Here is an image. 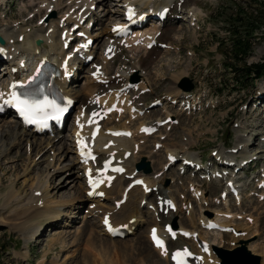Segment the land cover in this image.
<instances>
[{"label":"rangeland","instance_id":"rangeland-1","mask_svg":"<svg viewBox=\"0 0 264 264\" xmlns=\"http://www.w3.org/2000/svg\"><path fill=\"white\" fill-rule=\"evenodd\" d=\"M38 1L1 0L0 26L5 25L2 27V31H4L7 27L13 26L16 22H21L22 20L24 26L27 27L25 30L26 33H28V28L40 25L38 19L45 14V11H42L41 9L38 10ZM171 1L173 0H169V2ZM189 1L190 3L188 6H196L201 9L198 15L199 19L196 25L191 26L189 25V19H184L186 15L185 12H183L181 14L182 17L173 22L174 24L170 23L163 26L160 39L171 43V49H166L169 51L165 52V49L157 50L150 52L148 55L143 53L142 50L129 51V53L125 55H119L117 61L113 64L114 69L116 65L120 64L125 56H127L131 59L132 63L130 65H134V63L139 61L141 68L144 70L148 69L147 71L149 73V82L151 83L152 91L143 95L141 99H144V101L148 104L157 96V94L163 93V90L168 85L169 86L166 88V92L178 91V82L180 78L186 75V73V76L191 78L195 84V93L198 96L197 100L199 101L198 105L200 106L191 111V113L182 114L179 108H167V110L169 109V111L174 114V118L177 117L179 123L173 125L170 130H166V133L168 134L166 136L167 138L164 140L162 148L159 149L157 154L155 151H152V155L151 150L153 148V141H156L157 138L161 136L159 133L155 139L153 137L147 138L142 143L143 150L140 153L150 160L152 166V172L150 174H153V176L155 174L154 172L160 171V164L164 160V151H162L164 149V145L166 148L169 147L168 149H178L176 152H179L180 150L183 151L182 149L185 147L181 148L179 143L184 144L186 149L188 150L189 148V150L196 156H203L207 159L211 156V151L213 152V150H217L218 147H221L220 150L218 149L221 151L224 149H233L238 145H244V148L240 147V149L243 150H238L236 153L239 155V158L243 159L248 157V155L257 154L258 168L260 165L264 166V98H259L264 97V77L253 79V81H249L244 87L239 83H235V79L231 74L230 68H225V63L223 61L224 55L222 53V49L224 45H221V43H225L228 39L224 38L227 33L224 30L222 22L220 20L216 22L213 16L218 7H221V11H227L232 4L231 0H185V3H182L183 6ZM241 1L242 3L243 1H250L251 3H254L253 0ZM104 2L107 4L102 5L101 0H98V9L95 10V14H93L95 15V18H97V23L95 24L96 26L93 30V34L96 37L94 47L95 51L93 52L98 50L100 51L99 47L101 44L98 43L100 39L97 40L100 31L103 27L108 26L112 19L119 14V12H115L111 5L113 0ZM53 4L59 5L62 8L68 5L65 0L56 1L55 3L53 2ZM157 4H159V2ZM54 9L56 11L55 16L53 17L56 18L66 12L68 7L63 10L62 13H59L56 7H54ZM183 11H186V8H184ZM30 15L34 16L30 17ZM28 19H31V21ZM171 21L172 19H168L165 23ZM152 24H154V22H151L148 26ZM69 25H72L71 21L68 23V26ZM258 37L259 36H257L253 43L252 54L247 58L248 63L260 62L264 60V39ZM103 38L104 37L102 36L101 39L104 40L105 38ZM102 40L101 42L103 43ZM116 50L120 49L118 48ZM189 52H191V54H189ZM141 55H143L144 62H147L145 67L142 66L143 59L140 58ZM97 57L99 58L98 54L96 58ZM98 58L93 60V62H100ZM138 58L139 60H137ZM156 58H159V60ZM6 72V66L1 65L0 78H3ZM114 72H111L110 69V74L113 75ZM144 73L146 74L145 79L147 81V73ZM4 81L2 80L1 82ZM90 81L91 80L89 79L86 83H89L90 85ZM74 83L75 85H72L73 89L78 91L82 87L85 95L88 96L87 93L89 92L86 90V93L84 90L85 88L83 87L86 86L85 76L80 77ZM154 87H156L155 91ZM75 90L74 92H76ZM166 92L164 93L165 95ZM163 109L164 106L151 109L150 112H152L153 116H157L158 114L163 113ZM165 113L168 112L166 111ZM125 121L127 120L125 119ZM15 122L18 123V121H14V118L9 114L0 116V151L3 148L8 149V153L6 155L0 156L1 207L2 203L5 202L4 199L9 200L11 199V196H19L22 200V204L25 203L26 199L31 194V190L34 187L35 182H38L37 179H40L39 181H42L43 186H46L47 180L46 191L44 190L45 193H43L48 196L50 200L65 203L62 208L59 207V211L63 214L65 212L68 216L66 217L63 215L61 220L62 222L57 223V225L56 223L54 225L50 224V222L49 224L43 222V224L45 223L43 225L44 228L39 229L41 232H38L37 235L33 236V241L31 240V254L26 261H23L15 256L16 254L20 257L22 254L18 251H23L22 234L20 235L21 231L13 229V218L7 217V214L5 213L4 215L7 221L6 223H0V264H37V260H39L41 264L42 260L44 262V259H46V255H44L45 252H48L47 264H51L53 261L59 264H161V261H163L162 264H169L168 260L166 262L162 258H159L155 254V250L150 248L151 246L148 239H146L147 237L145 233L147 232V224H149L150 221L152 223L153 220L146 213L142 214L145 220L138 226L135 233H132L125 238L113 239L106 236L104 232L103 234L105 236L100 234V230L102 229V226L101 229L99 227L100 216L97 213L94 216H90L89 210L91 209L88 207L89 202H86V198L82 200L79 197L80 194L76 192L78 189L80 191L84 190L83 182L85 181L78 180L79 178L77 179L78 181H72L78 175L81 177V172L79 173L77 171L76 165L72 170H67L66 168V166L70 165L74 159L73 152L68 150V147H72L70 135H68V128L65 132L58 134L59 136L63 135V137L60 138V141L57 142L55 146L46 149H32V146L30 147V142L47 141L48 138H53L50 137L51 135H47L48 138L45 136H34L30 137L28 140H23L19 145H13V135L17 130ZM167 125L168 124H166V126ZM5 130H9L11 132L6 135ZM136 139L138 138L136 137ZM159 140L162 142L161 137H159ZM141 147L142 146L140 145V148ZM218 150L216 154H218ZM136 156L135 161L138 160L140 154ZM75 157L77 158L76 154ZM208 160L206 161L209 162ZM35 162L36 165H34ZM48 163H50L49 167L47 166ZM14 165H16V168ZM80 166H82L81 163ZM80 166H78V168H81ZM172 171H176L177 175L181 173L175 165H172L164 173L165 176L161 180L163 186L168 187V193L173 195L176 200L180 202L183 199L182 196L186 195V186L188 184L182 181L179 182V179L176 178L177 175H173ZM256 171L257 169L250 170L252 175H254ZM46 172L48 173L47 177L44 176ZM187 174L193 176L192 173L188 172ZM243 181L245 182V185L242 203L236 204L237 202L228 200V204L225 205L227 206L226 209L228 208L229 211L236 217H242L244 215L251 217L250 221H246L248 225H251L249 223H251L252 219H255V221L257 220V226L260 234L251 240L254 239L258 242L264 241L263 235H261V232L264 231V201H258L256 198L249 196L251 190L254 189L253 182L250 180L249 176ZM186 182H188V179ZM202 184L204 194H202L201 190L202 197L204 196L206 200L208 199L209 201L211 200L214 202L213 197L218 195L222 185L215 184L214 182H209L207 180L203 181ZM130 191H133V197H135L138 192L136 186L132 187ZM76 196L77 200H72ZM114 198H118V195L112 194L108 199H113L115 202ZM109 200L105 199L104 204L111 206L113 200ZM133 200L136 204L137 200L135 198H133ZM194 201L200 203V198H197ZM126 203L127 199L120 207ZM206 203L203 199L201 200V204L192 202L191 213L194 215V220H189V218L187 219V213H185L181 208H179L181 212H174L175 220L185 227H194L196 226V220H198L201 211H203V213H205L206 210L217 212L219 209L225 208L224 205H219L218 202L213 205H207ZM77 204L78 206H80V204L83 206L82 210L79 212H76ZM43 206L44 204L41 203V209ZM1 207L0 213L3 212ZM99 207H96V210H99ZM106 208L109 210L111 209V207ZM226 209L220 211L225 212ZM232 209H234L235 213L232 212ZM94 210L95 209H93V211ZM142 210L145 212L148 209L145 206ZM123 211L121 212L120 209L119 211L116 210L115 212L118 214L113 215V221L119 222V220H121L126 214L125 210ZM114 216L117 217L115 218ZM68 222L69 224H67ZM200 230L205 236V233L203 232L204 229L200 228ZM211 234H206V237L212 241L216 234ZM63 244L64 247H61ZM25 251H23V255ZM55 255H57V260L54 259ZM84 256H87L85 260ZM260 258L262 257L260 256Z\"/></svg>","mask_w":264,"mask_h":264},{"label":"bare ground","instance_id":"bare-ground-1","mask_svg":"<svg viewBox=\"0 0 264 264\" xmlns=\"http://www.w3.org/2000/svg\"><path fill=\"white\" fill-rule=\"evenodd\" d=\"M56 1H61V0H39L37 2L38 10L42 9L45 11L44 13H46L48 11H52V12L56 11L54 7H56L57 10L61 9L62 8L61 6L53 4V2L55 3ZM65 1L68 3V5L66 6V8L68 7L66 12H64L62 15H60L56 19L53 17L46 18L40 26L28 28V33L25 32L27 27H25L24 24L22 23L23 20L21 22H16L11 27H7L4 31H2V27H4L5 25L0 26V35L5 40V43L1 46L4 52L0 55L1 57L0 67L1 65H3L1 64V60L3 59L5 60L6 57L8 59V62H6L7 65L4 64L6 65L7 72L5 75L3 74L4 75L3 78L2 77L0 78V86H1L0 92L4 91L2 92L4 95L0 97L1 102H2V98L7 95V91H10L8 89L10 82L13 81L18 75V72L13 74L9 71L10 70L9 66L11 65L17 68L18 70L21 69V73L23 72V74H27L29 70L35 69L37 65L41 63L43 58L50 57L57 61V64L59 65L61 69L64 70V72L73 73V70L69 64L65 66L64 65L62 66V64L65 59L70 60V59L79 58L80 56H82V51H79V53H76L75 55H70V53L65 52L64 49L61 47L59 35H60L61 30L65 29L68 26V23H70V21L72 25L78 22L77 18H74V20L72 19L73 18L72 13L77 12L78 10L84 7V10L80 13V17L83 16L84 14H86L89 7L94 3V0H65ZM104 1H109V0H101L102 5L107 4ZM158 2L159 4H157ZM182 3L184 4L185 0H173L171 2H169V0H113L112 4H114L113 8L115 12L121 13V11L123 10L121 9L122 7L124 9L135 7V9H137L138 11V14H146L145 18H149V16L152 14V11L155 7L168 6L170 9L171 8L170 5H171V6H180V8H182L184 7ZM187 8H189L190 16L193 18L197 15V13H199V7L197 8L196 6L194 7L188 6ZM31 19H28V20L31 21ZM168 19L169 20L171 19L169 15L165 17L164 21L166 22ZM95 20H97V18H95ZM156 32H157L156 27L152 26L150 28H145L144 25L141 23V25L138 27L136 32L133 34V37L128 36L127 39L124 41V44L131 46L132 49H137L138 47L139 48L142 47V49H147L148 43H150L153 36H155ZM100 36L101 37L106 36V37L103 40V43L101 44V46L99 47L100 51L94 52L95 56H97V54L99 55V58L98 57L97 58L100 60V62L99 61L97 63L95 62V65L102 64L103 68H102L101 74L95 75L94 78L93 77L87 78V82L90 79L91 84L89 85V83H86V86H83V87L85 88L84 89L85 92L86 90L89 92V93L86 92L88 96L84 97V96H81L79 93H76L73 91V86L72 85L70 86L69 84L72 77H70V80L67 85H66L67 81H65L64 79H61L62 88L64 89L66 95H68L69 97L79 102L78 110L83 108L88 112V114L90 112L96 111L100 107L99 103L107 100L108 97L103 98L102 95L103 93L107 92L109 88L116 87V89L119 90V89L127 87L131 82L130 80L131 77L129 78V75L131 73H135L138 76V81H136L138 82L137 83L138 89H143L147 86V81L145 79L146 74L144 73L146 71L143 68H141L139 61L134 63V65H130V66L128 65L126 68L119 67L116 69L113 75L110 74L112 61L106 59L107 52L105 51L110 46H115V49L119 48L121 50V47L119 46V39H116V37H118L117 33L113 31L110 25L108 26V28L105 27L100 31V34H98L97 40L101 39ZM17 38H20L21 42L17 43L16 42V40H18ZM37 39H40L42 41L41 44L37 45L35 43ZM83 62L84 61L80 59V64ZM94 67L95 66L92 63L91 69H90L91 72L94 71L95 69ZM95 78H99L104 83L101 84L99 82H96ZM4 79H5L6 84L3 86L4 82H1V81L2 80L4 81ZM122 91H123V94H125L124 92L125 90L122 89ZM101 93L102 95L99 98V100L95 101L96 95L101 94ZM136 95H138L137 91L133 90L132 96L136 97ZM166 95L171 97V100H174L179 95H182V91L180 89L176 92L169 91V92H166ZM79 115L81 116L82 113L80 112ZM133 115L134 114H130L129 116L131 117ZM116 116L117 118L112 117L111 115L107 117L106 119H104L102 122L103 127L101 131L99 132L97 138L95 139V146L97 147V152H98V159L96 160V163L89 162L88 165H84L83 163H81L83 167L82 166L80 167L84 171L83 172L84 177L83 175L81 177L78 175L72 181L74 182L78 178H79L78 180L85 181L86 179L85 173L89 172L88 170L91 169V179L90 180H94L95 182H98L100 184L99 190L104 191L106 198H110L112 194H116L118 195V198H114L115 201L121 198L122 196H125V200L127 199V203L119 208L121 212L125 210L126 214L121 220H119V222L113 221L114 225L123 224V223L129 224L128 220L131 217H135L136 220L133 225L135 226L136 224L138 228V226L145 220L142 214L146 213L153 220L150 228L155 227L157 228V231H159L160 233H163L164 232L163 227L165 224L163 222H169L170 219L175 214L174 212L170 211L168 212L167 215H164L163 212H160L157 209V206H159V203L165 204V201H166L165 199L168 200L171 197L170 196L167 197L165 195L164 188L162 187L160 183L161 181L160 174L156 173L155 176L150 177L145 173H141V172H137L136 174L134 173L135 172L134 164L136 163L135 159L137 157L136 155L139 151L140 145H139V142H137L135 138L133 137L134 135L137 134L140 128V125L142 123L155 124L159 122L160 120H163L169 117V115L168 113H165L164 116H159L157 118H150L148 116V120L147 119L145 120L143 118L139 122V126L133 130L132 133L134 135L131 137H113L107 134L106 125L113 122V120L114 122L115 120L116 122H118L120 118L122 117L120 114ZM116 122L115 124L111 125L108 128L110 129L120 128L116 125ZM122 125H123L122 128H127V124L125 122H123ZM87 126H88V123H86V127ZM16 127H17V130L15 134L13 135L14 136L13 145H19L23 140H26V139L28 140L30 139V137L36 136L28 128H26V126H24L23 124L19 122L16 123ZM166 127L167 126L165 125L164 128ZM75 129L76 127H74L73 131H75ZM5 132H6V135H8V133L11 131L5 130ZM142 136L145 137V135H142ZM159 137L157 138L155 142L160 143ZM52 138L53 139L48 138V140L45 139L47 141H39V142L35 141L33 143L30 142V147L32 146V149L34 148L46 149L49 147H53L55 146V144H57V142L60 141V138H55V139L54 137ZM179 146L181 148H184V144L179 143ZM164 149L166 150V156L168 154L175 156L177 153L183 152L184 154H181L182 160L195 158L191 153L188 152L186 148H184L185 150L182 149L183 151L180 150L179 152H176L178 149L176 150L168 149L164 145ZM68 150L70 152H73L74 159L72 160V163L70 165L66 166V168L67 170H72L75 164H77L79 160L81 159L79 157L80 156L79 153L75 152L76 149L74 145H73V148L68 147ZM219 150H218L217 156L220 162L227 160L228 164L230 165L232 160H236L235 154H233L231 151L227 152L226 150H221V151ZM125 152H129V155L126 158L123 157ZM7 153H8V149L3 148L0 151V156L6 155ZM75 154L77 155V158L75 157ZM249 156L251 155H248V157ZM248 157H245V158H248ZM243 159L241 158L240 161H238V165L240 168H242L240 163L242 162ZM105 162H108L107 165ZM34 165H36V162L34 163ZM49 165L50 163H48L47 166L49 167ZM14 167L16 168V165H14ZM119 168L122 169L123 174L121 173L118 175L117 172H114V169L118 170ZM47 175L48 173L46 172L44 176L47 177ZM125 175L126 176L128 175L129 178H125ZM110 176H114V179L108 187V184L106 181ZM135 177H142L147 183V188L143 189L142 186H136L138 192L135 195V197H133L134 196V194H132L133 191L132 192L130 191L132 188V185H130V183L133 180H135ZM37 180L38 182H35V185L31 190V194L26 199L25 203L22 204V200L19 198V196H14V197L11 196V199L9 200L4 199L5 202L2 203V207L0 204L1 210L3 211L2 213H0V223H6L7 220L4 215L5 213L7 214L6 215L7 217L13 218V221H12V223L14 224L13 229H16V231H21L20 233L24 236V241L26 243L30 242L33 236L37 235L38 232H41L39 231V229L43 228V222L51 221L52 223L53 222L55 223L61 213L59 211V207H62L63 205H65V203H62V202L50 200V198L44 194L46 191V187H47V180H46V186L45 185L43 186L42 181H39L40 179H37ZM189 186L193 187L192 194L194 197L198 193L199 198L206 200L205 197H202L201 189L197 184H193L192 182L191 184H189ZM148 188L149 190L151 189L150 190L151 194L153 193L155 196V203L153 204L152 206L153 208H151L152 209L151 211L146 210L144 212V210H142V208L140 207V201L142 199H145ZM76 192L80 194L79 197L82 200L86 198L84 197L85 196L84 190L80 191L78 189L76 190ZM133 198L137 200L136 204ZM72 200L74 201L77 200V196L74 197ZM156 201H158L157 205H156ZM41 203L44 204L42 209L40 207ZM113 203H115L114 200H113ZM189 203L190 201L185 202L186 207H188ZM223 203L226 204V200H224ZM106 209L104 208L101 214L105 213L104 210ZM110 210H112L113 212L112 217L113 215L118 214L115 212L116 207H114V209L112 207ZM209 212L211 211L206 210L205 213L201 211L198 220H196L198 224H203L201 225V227L205 225V222L207 220H209L207 218H212L210 220H214L218 222L219 224H222L223 226H229L230 230H236L238 233L233 234L232 231H224V230L219 231V234H216L215 238L212 239V241L208 244V250H210L209 256L207 257L205 254H203L198 264H219L218 262L219 259L215 255L214 256L211 255V245H215L218 248L226 249V250H233L236 247L245 245L246 248L249 251H251V253H255V254L260 255L261 257H264V241L258 242L255 240H251L253 236H257L260 234L259 228L257 226L258 225L257 220L255 221V219H252L251 223H249L251 225H248L246 221L247 220L250 221L251 217H249L248 215H244L242 217H238V216L236 217L229 211L228 208L226 209L225 212H222V211L212 212L213 216H209L210 214ZM123 214H124V211H123ZM188 218L189 220H194V215L193 213H191V211L188 215ZM197 223H196V226L194 227H197ZM129 226L131 227V224ZM150 228L147 233L148 235H149ZM86 229H87V226H86ZM101 231L104 232L103 227ZM199 238L202 239L200 235H199ZM150 248L152 249V247ZM156 250L158 251V248ZM26 254H27V251L24 252V256H26ZM16 256L18 257V255ZM211 257L213 259L210 262ZM86 258L87 256L84 258V260ZM169 262H170V259H169ZM162 263L163 261H161V264ZM41 264H44L43 260ZM261 264H264V259L261 260Z\"/></svg>","mask_w":264,"mask_h":264},{"label":"trees","instance_id":"trees-1","mask_svg":"<svg viewBox=\"0 0 264 264\" xmlns=\"http://www.w3.org/2000/svg\"><path fill=\"white\" fill-rule=\"evenodd\" d=\"M246 2L235 0L227 12L218 11L215 14L217 19H222L227 31L228 39L221 43L224 45L225 68H230L235 83L243 87L249 81L264 76V61L247 62L254 40L257 36L264 39V0Z\"/></svg>","mask_w":264,"mask_h":264},{"label":"snow or ice","instance_id":"snow-or-ice-1","mask_svg":"<svg viewBox=\"0 0 264 264\" xmlns=\"http://www.w3.org/2000/svg\"><path fill=\"white\" fill-rule=\"evenodd\" d=\"M134 15V11L129 8L128 10V18L131 19L132 16ZM122 26H116V28L113 29V31H117L121 28ZM84 47H86V45H84ZM149 47H151V45H149ZM109 51H111V49H109ZM0 52H3V49H0ZM11 87H15V85H12ZM4 94L2 92H0V97H2ZM4 104H12L13 106H15L21 116L25 119L26 122L29 123H35L37 122L35 120V117L40 114V113H44L45 116H47L46 113V109H52L54 111H56L57 113H63L66 108L63 107H59L55 104L54 101H49L47 98L44 99H35V98H29L27 96H25L24 98H21L20 95H17L16 92H12L11 93V97L8 100H4L3 102ZM70 103V102H69ZM111 110V109H109ZM93 116L96 115V113L92 114ZM92 121L90 120L89 123H91ZM82 127V125H81ZM143 131H151L152 129H142ZM116 135H119L120 133H115ZM127 134V133H125ZM77 135L79 136V133H77ZM96 133H93V137H95ZM78 144H80L81 148L83 149L84 147H86L84 141L81 139L78 141ZM82 154H84L82 152ZM87 155H91V153H87ZM92 159H95V157H92ZM106 165L108 162H105ZM89 174H91V169L88 170ZM120 171H122V169H120ZM90 183H92V181H89ZM137 183H142L141 181H137ZM102 195V194H101ZM108 221L107 219H105V224H107ZM111 230V228H110ZM169 232H172L171 228L168 229ZM173 236H175V233H172ZM185 235H188L187 233H185ZM152 239L156 245V247L161 248L162 250H164V252L166 253V248H165V244L164 241L162 239H160L157 234H156V229H152ZM180 254L177 253V256H179ZM177 256H174L173 259H176Z\"/></svg>","mask_w":264,"mask_h":264},{"label":"water","instance_id":"water-1","mask_svg":"<svg viewBox=\"0 0 264 264\" xmlns=\"http://www.w3.org/2000/svg\"><path fill=\"white\" fill-rule=\"evenodd\" d=\"M0 43H3V39L0 37ZM186 89H189L187 87ZM141 166H144L142 163ZM222 257V264H258V259L253 257L244 247L237 248L232 251H218ZM257 260H255V259Z\"/></svg>","mask_w":264,"mask_h":264}]
</instances>
